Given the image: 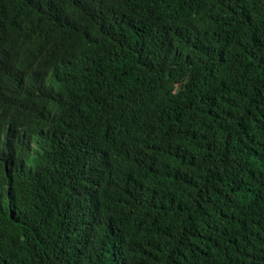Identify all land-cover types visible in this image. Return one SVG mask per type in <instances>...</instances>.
Segmentation results:
<instances>
[{
	"label": "trees",
	"instance_id": "trees-1",
	"mask_svg": "<svg viewBox=\"0 0 264 264\" xmlns=\"http://www.w3.org/2000/svg\"><path fill=\"white\" fill-rule=\"evenodd\" d=\"M0 264H264V0H0Z\"/></svg>",
	"mask_w": 264,
	"mask_h": 264
}]
</instances>
